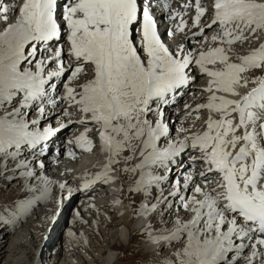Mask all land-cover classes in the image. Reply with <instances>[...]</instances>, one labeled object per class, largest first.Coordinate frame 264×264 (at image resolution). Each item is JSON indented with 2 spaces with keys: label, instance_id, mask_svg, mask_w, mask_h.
Listing matches in <instances>:
<instances>
[{
  "label": "snow or ice",
  "instance_id": "obj_1",
  "mask_svg": "<svg viewBox=\"0 0 264 264\" xmlns=\"http://www.w3.org/2000/svg\"><path fill=\"white\" fill-rule=\"evenodd\" d=\"M160 4L173 22L170 36L185 33L183 16L194 8L196 30L175 48L158 32L152 0H0V169L11 165L17 175L8 178H23L21 191L31 194L0 205V224L15 225L52 199V182L36 171L46 168L42 142L68 124H88L69 143L91 151L95 131L108 156L83 188L115 179L109 173L121 160L119 171L138 175L129 190L142 194L138 214L160 225L150 220L143 230L159 245L158 264H264V74L246 75L264 73V42L231 59L234 43L264 32V0H188L179 11ZM197 71L209 95L184 119L209 114L202 130L183 121L174 130L165 109ZM57 117L67 124L55 126Z\"/></svg>",
  "mask_w": 264,
  "mask_h": 264
},
{
  "label": "bare ground",
  "instance_id": "obj_2",
  "mask_svg": "<svg viewBox=\"0 0 264 264\" xmlns=\"http://www.w3.org/2000/svg\"><path fill=\"white\" fill-rule=\"evenodd\" d=\"M7 2H9V0H5V3ZM58 2L62 5L64 0H58ZM153 15L157 20L158 12H154ZM9 16L10 22H12L15 19L16 13L10 12ZM194 16L192 14H184L183 16L185 20H187V18L191 20L188 23V27L186 28L184 35L181 36L182 42H184L185 35H191V32L196 30L193 28L191 23ZM205 17H203L202 20ZM2 27L3 24H0V28ZM213 30L215 31V29ZM208 36L210 37V35ZM257 36L259 37L258 39L250 36L249 39L243 43H234L231 53L232 61L238 62L237 57L239 55L247 54L251 49L258 47L260 43L264 42V32L257 33ZM60 43L65 48L67 47V44L63 40H61ZM191 46L192 45H189V47ZM255 72L256 70L250 71L246 75L249 78H252L257 75ZM193 74L196 76V79L192 81L189 86L183 88L180 91V94L174 97L173 102L165 109V118L170 122V126L174 130L180 128L182 121L183 126L190 128L191 131L202 130L204 121L209 114L207 109H203L199 112L200 119H196L197 113L195 112H193L187 119H184L186 111H191V109H194L198 104L206 103L209 95L208 92L204 91L207 87L208 78L206 76H201L198 71ZM86 78L87 77H82L81 82ZM247 90L248 89H241L242 92ZM185 104L190 105L191 108L186 110ZM213 115L215 117L217 114ZM77 118H79V114L76 113L75 110H72V116L69 119L75 121ZM62 122L67 124V120L61 117H57L52 121V123L57 127ZM193 125L195 126L193 127ZM87 126L89 125H81L78 123L68 124L66 128L61 129L58 134L54 137H50L49 140L46 141L48 146L44 147L43 153L39 156L40 159L44 160L46 168L43 170L36 168V171L37 174H40L42 171L43 174L46 175L52 182V199L55 198L61 191L63 201L61 204H56L55 200L52 199L40 201L35 205L34 210L29 212L27 217L22 218L15 225L0 224V264H10L9 262L13 263L14 261L11 257H14L16 252L18 253V250L23 249L24 246L27 248L30 245L36 247L35 243L38 242V237H43V231L46 230L50 222V219L47 217L52 215H54L57 219L52 220L50 228H52V230L59 228V233L57 235L58 238L54 239L52 245L46 242L44 243L41 255L42 261L40 262L38 260V262L43 264H112V259L116 257L115 253H113V237L116 240H119L120 243L127 245L131 243L136 236V234L132 233L135 229L139 228L138 226H135L138 217H136L134 205H137V197L140 195L139 193L131 192L129 190L130 186L133 185L136 180L135 176L131 173L119 171V169L124 166L123 160H121L119 164L113 165V169L118 172L122 182L127 185L124 188L121 183L122 188H124L123 194L120 196L122 201L121 206L118 209H114L106 204H102L99 206V212L94 213L93 217L91 216L90 219H87L88 224H82L75 217L68 216L70 210L77 206V209L75 210L76 216L84 217V214L79 212V210L81 211L83 208L77 203L78 198L93 197V192L105 191V188H107V185H105L103 180H101L91 184L88 189L80 188L81 190L79 191L77 190L79 187H74L71 192L64 197L68 188L78 184V182H84V178L89 180L93 179L94 174L102 171L103 169L101 168L100 170L93 172H87L85 169H82V171L76 172L75 175L70 174L74 164H68V158H73V156L70 157L68 155V152L72 151L75 155H79V158H77L78 161L82 156L79 152H82L83 150L81 151L80 148L76 147L73 143H69V141H73L75 137L80 134V130H85V127ZM76 128L79 129L75 130ZM71 129H73L71 136L64 138L63 135ZM94 142L96 144L95 149L91 151H84L83 153H85L87 157L94 160L92 162L97 163L102 160V151L99 147L98 139L94 138ZM25 158L28 159L29 156H26ZM182 159H184L185 164L188 163L187 156L182 157ZM135 162L136 161H133V163ZM75 166L79 167V163L76 162ZM197 166L198 168L202 167V165ZM9 169L10 171L8 173H4L2 169H0V185L6 189L8 198H10L18 189V200L23 199L27 195H31L30 193L21 191L23 178H8L10 176L17 175V173L11 171V165H9ZM185 170H187V168ZM32 182L36 183L34 180ZM61 182H66L67 185L63 190L58 187ZM36 195H39V193H36ZM113 201L116 203V199H113ZM2 204L8 203H5L4 201L0 202V205ZM39 204H43V208L39 209ZM86 206H94V204L92 201H88L86 202ZM77 213H79V215H77ZM150 220L152 221L153 227H160L159 224H156V218H150L149 221ZM84 221L85 219H83V222ZM146 225H148V223L143 226V230ZM121 227H125V229ZM47 235L48 233H46V236ZM94 241L99 244H95ZM144 242L148 246L149 250H155V246L157 244L151 242L148 237L144 239ZM35 255L36 254H34V258Z\"/></svg>",
  "mask_w": 264,
  "mask_h": 264
},
{
  "label": "rangeland",
  "instance_id": "obj_3",
  "mask_svg": "<svg viewBox=\"0 0 264 264\" xmlns=\"http://www.w3.org/2000/svg\"><path fill=\"white\" fill-rule=\"evenodd\" d=\"M238 43H240V42H238ZM255 73L257 74L255 76L264 74L259 70H256ZM186 98H187V96H186ZM18 191H19V189L15 193H13L10 198H8L6 189L0 185V202L4 201L5 203H11L12 201L18 200V197H17ZM52 197H53V192H52ZM42 206H43V204H39V209L43 208ZM59 207H57V208H59ZM56 219L57 218L55 217V220ZM51 222H52V220H50L49 225L51 224ZM45 231L46 230H44L43 232H45ZM64 235H65V233H64ZM45 236H46V232L44 233L42 238H41V236L38 237L37 243H40V240H43V238L46 239ZM141 237H142V234L140 232V233H138V235H136L134 237L132 242L127 244V245L120 243L119 240H116L113 237V241H114L113 253H115L116 257H114L112 259V264H158V260L160 258L155 255L156 250L155 251L149 250L148 246L144 242V239L147 237L146 235L144 236V239H142ZM56 238H58V236ZM37 243H35V246L38 248ZM94 243L97 245L99 244L96 241H94ZM32 247L33 246H31V245L28 248L24 246L23 249L18 250V253L16 252L14 257H11V259L14 262L13 263L9 262V263L10 264H34L33 262L35 261V258H33V256L36 253L33 251ZM117 257H118V260H117ZM41 261H42V257H41ZM37 264H43V263H40L37 261Z\"/></svg>",
  "mask_w": 264,
  "mask_h": 264
}]
</instances>
